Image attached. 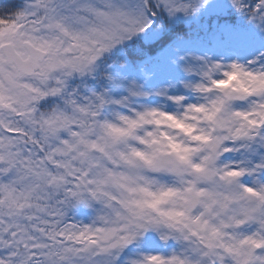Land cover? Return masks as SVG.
Here are the masks:
<instances>
[{
    "label": "snow or ice",
    "instance_id": "snow-or-ice-1",
    "mask_svg": "<svg viewBox=\"0 0 264 264\" xmlns=\"http://www.w3.org/2000/svg\"><path fill=\"white\" fill-rule=\"evenodd\" d=\"M0 264H264V0H0Z\"/></svg>",
    "mask_w": 264,
    "mask_h": 264
}]
</instances>
